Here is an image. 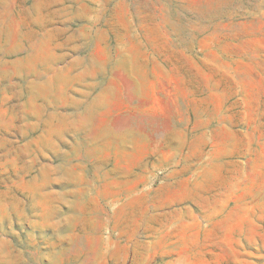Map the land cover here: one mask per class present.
Masks as SVG:
<instances>
[{"label":"rangeland","instance_id":"1","mask_svg":"<svg viewBox=\"0 0 264 264\" xmlns=\"http://www.w3.org/2000/svg\"><path fill=\"white\" fill-rule=\"evenodd\" d=\"M0 264H264V0H0Z\"/></svg>","mask_w":264,"mask_h":264},{"label":"crops","instance_id":"2","mask_svg":"<svg viewBox=\"0 0 264 264\" xmlns=\"http://www.w3.org/2000/svg\"><path fill=\"white\" fill-rule=\"evenodd\" d=\"M155 136V133H154ZM161 144V145H160ZM167 143H164L163 141L160 140L159 137H154V159L155 161L162 159L163 157H165L167 155ZM155 167V165H154ZM155 170V169H154ZM146 205H151L152 207V217L150 218V222H149V229L151 231L154 230V203H143Z\"/></svg>","mask_w":264,"mask_h":264}]
</instances>
